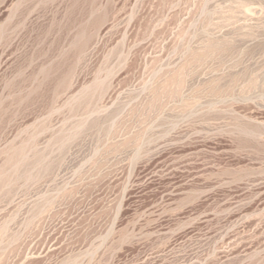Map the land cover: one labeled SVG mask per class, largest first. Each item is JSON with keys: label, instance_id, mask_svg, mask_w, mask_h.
I'll list each match as a JSON object with an SVG mask.
<instances>
[{"label": "rangeland", "instance_id": "1", "mask_svg": "<svg viewBox=\"0 0 264 264\" xmlns=\"http://www.w3.org/2000/svg\"><path fill=\"white\" fill-rule=\"evenodd\" d=\"M0 264H264V0H0Z\"/></svg>", "mask_w": 264, "mask_h": 264}]
</instances>
